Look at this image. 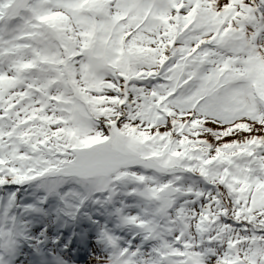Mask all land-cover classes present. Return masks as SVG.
Masks as SVG:
<instances>
[{"label":"snow or ice","instance_id":"6c2138e0","mask_svg":"<svg viewBox=\"0 0 264 264\" xmlns=\"http://www.w3.org/2000/svg\"><path fill=\"white\" fill-rule=\"evenodd\" d=\"M0 264H264V0H0Z\"/></svg>","mask_w":264,"mask_h":264}]
</instances>
